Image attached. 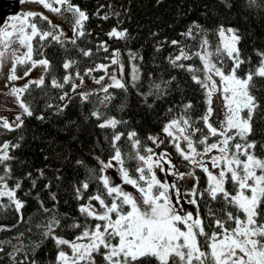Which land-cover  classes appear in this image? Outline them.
Returning <instances> with one entry per match:
<instances>
[{
  "label": "snow or ice",
  "instance_id": "obj_1",
  "mask_svg": "<svg viewBox=\"0 0 264 264\" xmlns=\"http://www.w3.org/2000/svg\"><path fill=\"white\" fill-rule=\"evenodd\" d=\"M22 4L34 3L42 6L48 13L62 17L72 25L73 37L69 41L76 46L77 39L89 34L85 31V24L89 20V14L72 0H20ZM226 8L232 9L235 0H221ZM104 6L101 5V8ZM243 8L249 12L264 13V0H243ZM96 15H100L97 10ZM105 14L101 18L109 19ZM36 18L46 22L48 30L40 28ZM13 23L0 27V74L4 75V81L0 86L5 89L10 87L8 95L19 106L21 112L11 122L0 116V129L16 131L24 125V116H33L31 106L25 101V94L32 86L41 88L45 85L42 75L39 79H29L22 86L17 81L30 77L34 69L40 68L43 72H49L51 63L47 58L34 59L33 41H52L64 45V31L62 24L44 12L28 11L20 16L13 17ZM203 32L201 26L193 22L182 35L187 38H195L193 29ZM219 43L215 50H210L206 36L201 40L200 49L195 53H188L181 48L178 55L170 57L169 62L177 68H184L192 72L191 79L204 90L207 108L200 121L204 128L194 126L189 116V110L193 105L189 102L182 105V113L169 120L162 128L163 135H149L147 140L159 148L170 143L183 161L188 162L194 169L199 168L208 177L207 187L200 191L197 187L198 178L195 172L184 173L172 161L171 154L165 149L157 153L153 147H142L136 131L127 133L115 131L109 141L112 152L108 159H101L99 155L93 157L95 166L90 167L84 159L75 160L78 169H84L87 179L73 185L75 198L80 203L78 212L84 220L73 219L66 227L79 230L73 239H66L57 235L56 230L61 228V221L53 217L45 226L44 240L51 239L56 248L54 264H97V257H102L104 264H264V159L255 154L257 144L248 141L247 137L252 133L251 121L253 113L260 107L251 89L255 87L254 77L264 78V51L256 50L259 57V65L255 71L249 70L241 77L238 73L242 66L249 63L251 58H242L239 47L243 35L238 28L220 25L216 31ZM110 38L126 39L127 30L112 28L107 33ZM179 41H171L172 45H179ZM43 45H41V48ZM98 50L108 51L107 42L102 41ZM159 51V47L157 48ZM43 56L42 51L38 53ZM84 57L92 56L91 49H80ZM131 61L142 60L137 53L129 52ZM192 56L198 57L202 63L203 76L197 75V69L193 66H185L179 63L189 60ZM223 58L231 61V67L225 70ZM76 61L67 59L62 67L66 70L63 82L51 80V86L63 89L67 84L71 93L78 95L81 103H93L92 96L95 92L79 91L84 79L93 72L103 71L108 75L112 83L104 86L101 82L105 77L94 78L97 84H101L102 98L95 103V110L89 113L88 118H95L100 128L117 129V126L126 121L117 120L115 117L106 118L99 106L107 107L114 99L109 88L128 89L123 80L124 64L120 61V51H113L110 65L117 66L121 76L117 78L110 71V65L99 64L94 68H88L83 74L73 69ZM22 72V74H18ZM214 77H218L219 80ZM79 81L77 83L76 81ZM140 80L139 68L133 64L131 72L132 87H136ZM175 80L156 83L151 81L147 92H139L145 105L149 97L159 99L166 93L164 88ZM217 92L224 94L227 116L219 126L211 122L213 116V95ZM3 94V93H0ZM61 103L55 106L56 114H61L69 106L72 95L63 92L59 97ZM48 108L54 106L49 104ZM246 116H241L245 112ZM171 111V109H170ZM37 119L44 120L43 115ZM78 127L74 121L66 124L70 136V143L77 139L73 130ZM198 139H193L198 133ZM126 137L131 143L133 152L123 153L119 146L122 138ZM211 138L214 142L209 143ZM237 138L244 141L236 142ZM22 139V137H21ZM20 145L5 142L0 144V166L3 167V175H0V197H7L17 213L25 207V202L17 197V191H22L21 182H17L13 188L7 185L6 177L11 174V166L8 161L14 159L9 154V148H18ZM243 157V159H242ZM48 159V157H45ZM64 159L71 164L69 155ZM127 161H134L136 167L130 169ZM113 169L119 177L120 183H115V178L108 174ZM215 170V171H213ZM157 171L171 176V181L160 179ZM135 173L133 175L132 173ZM32 180V187L37 186L38 179H46L44 169L38 170L36 179H32V173L27 174ZM186 176L192 177L194 184L188 190H182L179 182ZM61 179L60 176L56 177ZM92 182L102 186V191L85 197ZM231 184L230 191L226 185ZM131 186L134 191L125 190V186ZM51 182L44 188L51 192ZM51 199L56 201V194L51 193ZM201 201L208 205L212 202H222L232 211H222L218 216L213 207L207 208V223L201 216ZM43 207V201L40 202ZM194 206V211H186L184 205ZM7 207V206H4ZM49 211L48 209H44ZM20 219H23L21 214ZM68 219V217H65ZM207 229V230H206ZM0 230H5L0 228ZM35 245L33 253L24 255L17 264H40L35 252L40 248ZM67 248L69 251H66ZM3 249L0 248V251ZM19 251V250H17ZM11 256V254H9ZM15 260V257H12Z\"/></svg>",
  "mask_w": 264,
  "mask_h": 264
},
{
  "label": "trees",
  "instance_id": "obj_2",
  "mask_svg": "<svg viewBox=\"0 0 264 264\" xmlns=\"http://www.w3.org/2000/svg\"><path fill=\"white\" fill-rule=\"evenodd\" d=\"M72 2L88 12L90 18L85 24V31L89 34L77 39L76 46L70 43L69 37L62 38L63 46L50 38L46 41H39L36 38L33 41L36 50L33 58L45 57L51 63L49 72H43L45 85L41 88L32 86L25 94L24 99L31 106L34 114L31 117H23L24 125L21 129L16 131L0 129V144L10 142L20 145L15 149L9 148V154L14 159L7 162L11 166V174L6 180L9 188L21 182L22 191H17L16 195L25 202L21 213H17L14 207L8 206L10 202L7 197H0V228L5 229L0 230V248L3 249L0 251V264H17L24 255L32 254L35 245L40 244L41 241L43 244L35 252L36 259L40 264H54L56 248L51 239L44 240L45 226L56 217L62 225L56 230L57 235L71 239L74 234L79 233V230L67 228L66 225L71 224L73 219L81 222L84 220L78 212V207L86 200L78 201L75 198L73 185H78L79 182L87 179V175L84 169L75 166V160L84 159L88 161L90 167H94L93 157L99 155L101 159H108L112 152L109 141L115 131L124 133L136 131L142 147H153L156 152L166 149L179 171L195 172L198 178L197 187L203 191L208 184L207 175L199 168L194 169L188 162L183 161L175 148L167 143V137H164L166 143L159 148H155L147 140L149 135L162 132L165 122L180 115L182 105L189 102L193 105L189 110V116L194 126L204 128L200 117L207 108L205 92L191 79L192 72L174 67L169 62V58L178 55L181 48L188 53H195L205 36L211 46L210 50L214 51L219 43L216 31L220 25H232L243 35L239 45L242 58L250 57L251 60L242 66L239 74L244 75L249 70L255 71L260 63L256 50L264 51V13L244 10L243 0H235L232 9L226 8L221 0H72ZM101 5L104 7L101 8ZM97 10L100 12L99 16L96 15ZM111 13L119 15H109L107 20L101 18ZM36 22L40 28L49 29L46 22L38 18ZM193 22L201 26L203 32L194 28L195 38H187L182 33H185ZM114 27L126 29L127 38L108 37L107 33ZM173 40L179 41V45H172ZM102 41L107 42V52L98 50ZM80 49H91L93 54L84 57L80 54ZM116 49H119L120 61L124 64L122 82L128 85V89L125 92L114 87L109 88L114 99L106 108L99 107L106 118L115 117L127 123L118 125L114 130L100 128L99 121L88 118L89 113L98 106L95 101L103 97L100 89L88 91L96 93L91 98L93 103L88 104L81 103L78 95L69 93L72 95L69 106L63 113L56 114L55 106L62 103L59 97L63 92H69L70 86L66 84L63 89L54 88L51 86V80L63 82L66 70L62 65L65 60L76 61L75 67L68 71L82 72L86 68H94L100 62L108 61ZM41 51L43 56L38 54ZM129 52L137 53L143 59L131 61ZM179 63L193 66L197 69L196 74L201 69V61L196 56ZM133 64L140 72V80L136 87H132L131 81ZM223 67L228 70L231 61L223 58ZM173 77L175 80L172 84L164 88L166 93L164 96L159 99L149 97L148 103L152 105L151 108L145 105L143 98L137 94L138 91L147 92L153 80L161 83L163 88L162 81L171 80ZM253 83L255 87L251 89V93L256 97L260 107L253 113L251 121L253 131L247 140L255 141L257 144L255 154L264 157V78L254 77ZM49 104L54 107L48 108ZM243 114L246 115V110ZM41 115L45 117L44 120L37 119ZM69 121H74L78 125L73 130L77 139L71 143L66 129ZM204 134L206 130L198 133L193 139H198ZM214 140L215 138H211L209 143ZM119 146L123 153L134 151L126 137L122 138ZM65 155H69L71 164L64 159ZM126 164L130 169L136 167L134 161H127ZM40 169L45 170L46 179H38L37 186L33 188L32 180L27 174L32 173V179H36ZM3 174V167L0 166V175ZM132 174L135 175L134 172ZM57 176L61 179L57 180ZM49 182L52 185L51 192L44 188ZM226 187L232 190L231 184ZM97 191H102V186L92 182L85 197ZM51 193L56 194V201L51 199ZM208 207H213L218 216L222 211H232L222 202L206 205L201 201V216L206 223ZM65 250L69 251L67 248ZM12 257H15V260ZM102 262V257L98 256L97 264Z\"/></svg>",
  "mask_w": 264,
  "mask_h": 264
},
{
  "label": "rangeland",
  "instance_id": "obj_3",
  "mask_svg": "<svg viewBox=\"0 0 264 264\" xmlns=\"http://www.w3.org/2000/svg\"><path fill=\"white\" fill-rule=\"evenodd\" d=\"M28 11L44 12L45 14L49 15L50 17L54 18L56 21H58L62 24L63 31H64L63 37H73L74 36V33L72 31V25L69 21L64 20L62 17L56 16L55 14L48 13L47 10L43 9L42 6H40V5H37L34 3L22 4V3H20V0H13V1L0 0V27H5L8 24L13 23L14 22L12 20L13 17L20 16L22 13H26ZM224 27L227 28V27H233V26L232 25H224ZM200 44H199L198 48L195 50L196 52L200 49ZM41 58H45V57H39V58H35V59H41ZM110 59H111V57H110ZM110 59L108 61L100 62V63H98V65L99 64L110 65ZM86 69H88V68H86ZM86 69H84L80 73L83 74ZM110 71L114 72V74L117 76V78H120L121 74H120L117 66L110 65ZM18 74H22V72H20ZM42 75H43V71L40 68L34 69L31 73L30 77H27L21 81H17L16 84L18 86H22L29 79L36 80V79H39ZM197 75H200L201 77L203 76L202 63H201V69L198 71ZM238 75H240L241 77L244 76V75H241L239 73H238ZM100 76L105 77L104 81L101 82L104 86H107V85L112 83L111 78L108 75H106L103 71L100 74H96L93 72L91 76L85 77L83 85L81 86L79 91L88 92L90 90L100 89L101 84H97L95 82V79H94V78H99ZM214 78L217 79V81L219 80L218 77H214ZM3 81H4V75L0 74V82H3ZM76 82L79 83V81H76ZM8 91H10V87L8 89H5L2 86H0V93H3V94H0V116H3L5 118L9 119V121L11 122L12 120H14L15 116L21 112V109L14 102L13 98L7 94ZM69 93H71V89H70ZM223 97H224V94L222 92H217L213 95V104H212L213 116L211 118V122L213 123L214 126H217V127H219L225 121L226 116H227L226 102H225ZM205 98H206V95H205ZM241 116H246V115H244L242 112ZM168 121L165 122V124H167ZM157 134L163 135V133L160 132V133H156L153 136H156ZM236 142L243 143L244 141L237 138ZM162 151H164V150H162ZM157 153H159V152H157ZM258 157L264 159V157H261V156H258ZM242 159H243V157H242ZM213 171H215V170H213ZM108 174L112 175L115 178V183H120L119 177L116 175L115 170L109 169ZM157 176L162 180H164L166 178L167 180L171 181L173 179V177L165 176L164 173H161L159 171H157ZM193 184H194V181H193L192 177H188V176H186V178L183 181L179 182V186L181 187L182 190L190 189L193 186ZM125 190L134 191V189H132L131 186H127V185L125 186ZM184 208L186 211H193L195 214L194 206L185 204ZM71 239H73V238H71ZM71 239H69V240H71ZM102 264H104V261L102 262Z\"/></svg>",
  "mask_w": 264,
  "mask_h": 264
},
{
  "label": "water",
  "instance_id": "obj_4",
  "mask_svg": "<svg viewBox=\"0 0 264 264\" xmlns=\"http://www.w3.org/2000/svg\"><path fill=\"white\" fill-rule=\"evenodd\" d=\"M10 1H13V0H10Z\"/></svg>",
  "mask_w": 264,
  "mask_h": 264
}]
</instances>
